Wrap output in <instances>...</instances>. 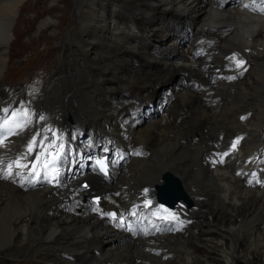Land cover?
<instances>
[{
	"label": "bare ground",
	"instance_id": "6f19581e",
	"mask_svg": "<svg viewBox=\"0 0 264 264\" xmlns=\"http://www.w3.org/2000/svg\"><path fill=\"white\" fill-rule=\"evenodd\" d=\"M21 1L0 0V73L8 59L9 50H11L10 41L13 37L11 23L16 12V5L21 3L18 10L23 5ZM96 1L109 2V0H81L78 6ZM168 1L188 14L198 15L197 19L200 14L203 16V20L198 26L193 23H189V26L195 30V36L207 35L216 40L215 46L212 48L214 52L212 62L205 64L210 66L223 63L224 66L231 69L227 80L236 77L240 81L222 87L220 99L223 102H228L227 110L223 112L235 115L236 110L232 109L233 105H231L234 97L238 102L243 98H248L250 101V105H244L243 108L252 112L251 118L243 125L237 124L242 131L249 132L248 138L244 141L251 140L255 143L241 149L240 157L244 158L256 149L257 135L264 113V3L262 0H217L221 4L222 10H215L210 8V3L215 0H206V5H203L200 0ZM51 3H55V0ZM60 10L64 12V8ZM161 10L164 15L166 7L161 5ZM184 11H178L177 14L183 15ZM118 14L121 16L119 21L115 18V12H110L106 25L98 28L109 36L116 35L122 39L111 40L110 46H107L99 38H93L87 47V50L91 51L90 56L87 59L76 58L84 72L82 85H76V95L70 94L73 91V85H42L40 93L33 103L26 110L16 113L15 117L11 115L13 109L9 108L7 113L4 111V108L9 107V104H0V138L5 126L3 124L5 119L13 121L8 126L11 131L15 132L10 135V131H8V142L0 143V253L9 256H12V252L15 255L17 253L25 255L32 246H38L39 242L50 240L56 234L62 233L66 236L58 237V242L61 252L66 255L73 248V241L93 236L100 243V249L104 255L121 260L140 259V264H218V262L232 264L234 260L250 264L251 255L241 256L236 254V250L240 248V244H244L249 252H259L264 248V195L242 189L233 177V168L230 170V166L215 168L213 171L203 168L210 175L207 183H202L205 188H208L206 191L208 195L207 207H214L215 210L222 209V212H227L230 217L224 218L221 213L216 211L209 212L206 214L207 219L196 225L198 232L190 230L185 236L176 235L164 238L162 243L165 246L181 253L170 263L161 262L147 254L137 245L129 242L125 236H118L104 227H99L98 221L91 218L64 216L59 207L60 193L58 196L52 195L51 188L39 187L38 183H36V188H29L32 177L24 183L25 174L35 171L27 162V159L30 158L27 145L35 133L40 135L41 132L39 109L52 110L58 107L61 110L57 112V122L63 121L68 112L66 109L70 99L76 98V96L87 108V112L72 114L74 123L75 119L78 122L75 123V128L78 130L89 128L91 132L95 131L99 136L104 135L118 142L127 143L126 148L139 150L142 155H145L142 159H131L128 164L122 167L113 185L116 190L119 186H125V190L128 191L136 181H141V183L157 182L160 173L166 170L177 174L185 184L188 183V175L179 162L182 161L186 164L189 158H197L200 151L188 146L184 138L185 130L182 127L194 126L200 120H204L202 129L194 138L196 142L201 141L208 131L210 123L216 122L218 118L216 106L210 107L207 111L197 107L198 116L196 119L185 124L175 125L171 116L186 107L191 110L194 106L191 100L193 97L187 92L182 93L180 90H175L174 85L172 86L173 96L169 100L171 102H168L169 106L166 108L161 105L150 107L148 110L150 117L145 119L141 127L129 134L130 140L125 142L122 139L120 130L117 128V125L122 121H118L116 118L127 114L130 110L128 107L130 101L145 102L142 93L156 97L159 94L155 93L156 89L160 90L164 84L174 82L180 73L192 74L202 63L190 61L189 50L175 43V29L179 23L168 22L166 29L161 28L157 32V46L146 49L137 45L138 40L135 36L127 37L126 28L123 26V13ZM204 23L209 25L221 23L222 29L230 28V30L218 37L209 30H204ZM182 25L186 24L182 23ZM47 27H51L50 20L40 19L38 31ZM118 31H122V33L117 34ZM15 36L17 37V35ZM159 38H161L160 41ZM228 39L236 43V48H241L244 53L245 60L249 64L247 72L237 75L238 70L233 69L238 65V62H241L242 57L236 54L233 50L234 47L224 43ZM16 40L14 39V41ZM101 47H109L105 48L103 52L108 58L106 61L101 60L98 52L95 51ZM162 53L165 58L159 59L157 56ZM115 59L118 60L120 69L124 70L122 73H135L137 69H140L147 83L126 81L123 79V75L115 76L111 67ZM105 62H107L106 65H103ZM58 68L59 66L56 69ZM150 68H153L154 71L147 72L146 69ZM50 86L56 89L52 94H48ZM29 91L33 93L34 89L30 87ZM2 94L0 90V96ZM7 95L4 99L10 101L12 97ZM51 100L52 107L50 106ZM25 111L28 113L27 117L22 115ZM28 119L31 122L25 124L23 130L16 129L17 123H24ZM64 132L63 128L59 127L52 133L49 131L45 136L48 139L51 136L62 137ZM83 134L85 132L75 134L71 144L77 142V137ZM89 135L90 133H86L85 137L88 139ZM16 160L27 164L28 167H17L14 163ZM238 160L237 157L234 163ZM82 161V156L76 157L73 162L74 168L67 174L69 177L75 175L76 166L80 165ZM9 165H12L11 174H9ZM121 192L123 193V189ZM192 194L202 196L196 190ZM199 232H212L213 234L216 232L217 236L206 239L201 236V233L198 236ZM6 236L10 237L11 249L5 247L8 242ZM224 239L227 240V243L223 242ZM228 254L240 258L230 260ZM38 259L42 264H47L50 261L43 255H38Z\"/></svg>",
	"mask_w": 264,
	"mask_h": 264
},
{
	"label": "rangeland",
	"instance_id": "374dc122",
	"mask_svg": "<svg viewBox=\"0 0 264 264\" xmlns=\"http://www.w3.org/2000/svg\"><path fill=\"white\" fill-rule=\"evenodd\" d=\"M53 0H22V6H20V10H18V6L21 4H17L15 9L17 14V19H16V26L13 28V37L12 41L10 42V49L8 53V59L10 58L9 62H12L14 66L17 64V62H20L21 65L26 64L27 60L31 62V65L27 68L24 69L22 68V71L20 73V80L19 81H12L8 80L5 83H2L3 88L6 91H21L22 89H26L28 85H62L55 76H53V67L55 62L61 57V55L65 52L64 45L68 41L72 42H79V37L75 34L72 35L65 34V32H62V37L63 41H55V40H50L47 41L48 37L47 35L54 34L63 28V26L66 24L71 28V26H74V22L77 20L74 14L76 13V7L78 6L79 2L81 0H55V3H51ZM64 1V2H63ZM65 3V4H64ZM67 6V11L66 6ZM64 6V7H62ZM53 7V8H52ZM56 7V8H55ZM61 8H64V14L61 12ZM18 10V11H17ZM67 13V15H66ZM48 16V18H47ZM201 16V17H200ZM200 19L203 16L200 14ZM196 18L198 17L195 16ZM50 18V19H49ZM61 18V19H60ZM50 20V25L53 27L51 30H40L38 31V26H39V20ZM20 21V22H19ZM57 28V29H55ZM20 29V30H19ZM57 30V31H56ZM25 32V33H24ZM21 34V35H20ZM45 34V35H44ZM55 34V35H56ZM17 35V37L15 36ZM67 37V38H66ZM14 39H17L14 41ZM119 39V38H118ZM120 38L119 40H121ZM170 40V39H169ZM47 41V42H46ZM232 42V43H231ZM227 43L230 47H235V43L228 39ZM34 45L35 49L37 48L38 51L41 53L39 56L36 58L29 57V53L31 50V46ZM45 46H48L50 48L52 47H57L56 50H51V51H42ZM68 49H70L69 46H67ZM79 51V52H78ZM76 52V54L81 53V49ZM101 59V57H100ZM45 60H50V66L49 67H44L43 63ZM102 60V59H101ZM54 61V62H53ZM107 62H105L103 65H106ZM21 68V67H19ZM51 68V69H50ZM75 72L74 75L70 77L71 80H73L75 85H81V81L79 79V68L77 64H74ZM10 69V63L8 69L3 73V77L1 80L3 81L5 77L8 75ZM84 70V69H83ZM121 71H124L121 69ZM43 72V73H42ZM129 73V72H128ZM50 74V75H49ZM84 74V72H82ZM37 77V79H36ZM36 81H35V80ZM39 82V83H38ZM173 82V81H171ZM222 89V87H221ZM55 90V89H53ZM160 90L156 89L155 93H159ZM76 94V91H74ZM73 103V110L75 111H82L84 110V104L82 102H77L78 97L72 98L71 99ZM218 101V100H217ZM248 103H250L249 99L247 100ZM16 102L19 103L20 106L23 108H26L27 102L24 99L23 96H18L16 99ZM21 102V104H20ZM171 102V101H170ZM169 102V103H170ZM169 104L167 105V107ZM61 110L60 108H56L53 110L55 114ZM73 114V111L70 112V115ZM156 120V119H155ZM75 123H78L77 120L75 119ZM80 124V123H79ZM249 190V189H248ZM258 193V192H257ZM221 216L224 218H229V214L227 212L223 213L221 209ZM215 234H217L215 232ZM212 236L216 238L217 235ZM8 238V236H6ZM224 243H227V240L224 239ZM11 245V246H10ZM7 246V245H6ZM5 246V247H6ZM10 249L12 248V243L9 244ZM240 248L236 250V254H240L241 256L243 255H251V258L249 259L250 264H264V248H262L259 252H249L244 244H240ZM12 252V251H10ZM12 255L14 259H26V255L22 254H16L12 252ZM18 255V256H17ZM16 256V257H15ZM230 260L237 259L240 257H233L231 255H227ZM24 264H28L27 262ZM30 264H33L32 262ZM218 264H223L219 263ZM232 264H243L241 260H234Z\"/></svg>",
	"mask_w": 264,
	"mask_h": 264
},
{
	"label": "snow or ice",
	"instance_id": "6c2138e0",
	"mask_svg": "<svg viewBox=\"0 0 264 264\" xmlns=\"http://www.w3.org/2000/svg\"><path fill=\"white\" fill-rule=\"evenodd\" d=\"M262 3H264V0H262ZM242 63H243L242 61H241V62H238V66H241ZM4 111L7 113L8 110L5 109ZM11 115H12V117H15L17 114H16L15 112H13ZM22 115H24L25 117H27V116H28L27 111H25ZM39 119H40V120H43L44 117H43V116H40ZM12 122H13V121L10 120V119H5V120L3 121V124H4L5 126H8V125L11 124ZM30 122H31L30 119H28V120H25L24 123H17V124L15 125V127H16V129L23 130L24 127H25V124H28V123H30ZM49 130H50V129H45V131H49ZM9 134H10V135H13V134H15V132H14V131H10ZM38 135H39V133H35V134L32 136L31 141H30L29 144L27 145L28 153H32L34 147L37 146V136H38ZM54 135H55V134H54ZM45 140H48V137H47V136H43L42 139H41V141H40V145H39V147L41 148V152L36 156V158H35L36 162H34V163L32 164V169H33V170L36 169V167H37V163L40 161L41 156H43V155L48 151L49 148H55V147H56L55 141H52L51 143H49V144L45 147V145H44V143H43ZM2 142H3V141H0V143H2ZM238 142H239V141H237V143H238ZM234 147H235V144H233V148H234ZM59 149H63V145H62V144L59 145ZM49 154L51 155V153H49ZM58 158H59V153L57 152V153L55 154V156H54V159H53L52 161H47V160H45V161H44V164H43V166L45 167V169L48 168L49 164H54V163H55V160L58 159ZM14 163L16 164L17 167H20V168L28 167L27 164H22V163L20 162V160H16V161H14ZM11 167H12V165H9V166H8V168H9V174H11V171H10V170H11ZM51 171H52V172H56L57 170H56L55 167H52V168H51ZM36 175L38 176V175H39V172H36ZM53 179H55V177H53ZM113 215H114V214H113Z\"/></svg>",
	"mask_w": 264,
	"mask_h": 264
},
{
	"label": "water",
	"instance_id": "95a60500",
	"mask_svg": "<svg viewBox=\"0 0 264 264\" xmlns=\"http://www.w3.org/2000/svg\"><path fill=\"white\" fill-rule=\"evenodd\" d=\"M166 180H167V184L168 185H170L173 189H174V194H175V196H174V199H173V201H176L178 198H180V197H182V195H181V192H180V189H179V187H178V181L176 180V179H172L170 176H166ZM162 189H164V188H162ZM162 202H164V203H166V204H168V201H167V199L166 198H164L163 200H162Z\"/></svg>",
	"mask_w": 264,
	"mask_h": 264
}]
</instances>
